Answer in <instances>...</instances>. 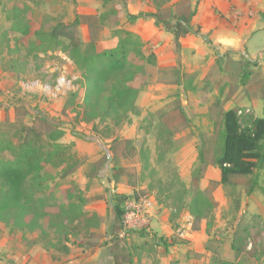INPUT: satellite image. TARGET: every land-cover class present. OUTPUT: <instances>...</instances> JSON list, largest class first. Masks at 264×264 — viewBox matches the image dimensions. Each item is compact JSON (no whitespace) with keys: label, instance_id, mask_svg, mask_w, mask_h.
<instances>
[{"label":"rangeland","instance_id":"rangeland-1","mask_svg":"<svg viewBox=\"0 0 264 264\" xmlns=\"http://www.w3.org/2000/svg\"><path fill=\"white\" fill-rule=\"evenodd\" d=\"M96 1L99 7L104 3ZM107 1L99 12L115 14L116 6L126 4ZM148 2L152 8L162 0ZM77 10L76 0L0 2V132L16 143L28 128L43 139L60 130L57 142L67 146L55 160L60 166L45 170L41 186L28 189L20 200L19 213L0 211V264H86L91 256L99 257V248L112 244L125 248L124 254L131 256L129 264H218L221 260L264 264V164L255 177L234 176L227 184L211 183L220 177L216 158L222 147V113L236 109L241 126L253 117L264 118L263 63L250 71L243 56L234 61L215 52L202 60V70L189 73L188 64L179 67L165 65L166 59L157 61L152 50L154 40L161 37L157 29L145 26L146 40L130 31L137 37L133 45L144 53L153 52L156 63L148 65L146 76L137 80L135 111L116 125L117 119L97 116L102 95L99 107L86 104L81 70L70 57L67 42L54 45L45 33L72 19ZM97 14L80 16L89 28L79 35L84 37L83 45L92 39L100 51L124 37L113 30L126 29L112 14L101 22L104 25L96 22ZM244 70L251 72L245 83ZM200 166L203 170L194 187V172ZM252 184L254 189L248 193ZM3 188L0 184V193ZM195 188L213 201L205 218L197 222L184 206ZM121 195L127 196L121 202L124 229L114 237L112 204ZM141 198L151 202V211L133 224L126 206ZM187 214L193 227L179 238L175 232ZM71 227L70 241L63 240L60 230ZM239 228L246 229V236L243 252L235 257L230 242ZM160 238L170 245L165 248ZM62 246L69 248L68 254Z\"/></svg>","mask_w":264,"mask_h":264},{"label":"trees","instance_id":"trees-1","mask_svg":"<svg viewBox=\"0 0 264 264\" xmlns=\"http://www.w3.org/2000/svg\"><path fill=\"white\" fill-rule=\"evenodd\" d=\"M118 1L124 4L126 0ZM170 1L162 0L157 4L154 12L128 15L127 20L133 22L138 18H153L156 26L162 27L173 35L176 46H178L180 38L191 32H198L199 28H194L191 25L195 10L191 7L189 0H178L171 5H166ZM106 2L108 1L104 0V4ZM112 13V10H106L100 12L94 19L101 23L108 14ZM112 15L116 17L117 11ZM80 16L75 14L70 21L59 22L45 33L47 38L54 42V45H63L67 42V51L81 70V86L85 90L86 104L94 109L99 107L100 98H103L104 103L97 116L100 119H117L113 121L119 125L128 120L129 114L135 111L140 91L137 80L146 76L148 65L156 63L155 54L153 52L144 53L137 49L133 45L136 36L123 29L113 30L114 34L124 36L118 38L115 46L97 51L95 41L92 39L83 45L78 33L81 23ZM16 26L13 24L12 29H15ZM40 39L39 36H36V40ZM250 73V71L244 70L241 78L243 82L250 76ZM99 96L101 97L99 98ZM40 119L47 122L43 117ZM240 119V114L236 109L230 108L222 113V147L216 158L220 177L219 180H212L211 183L227 184L234 176L250 175L255 177L257 170L264 164V118L253 117L244 126H241ZM61 134L60 130H55L49 132L46 139H43L42 135L34 128H28L24 134L18 136L17 142L13 143L0 132V184L4 187L0 193V211L11 209L14 213H19L17 209L22 207L20 200L25 198L28 189L34 190L41 186L45 179L44 171L49 167L60 166L61 163L55 165V160L61 158L67 150L66 145L57 142ZM117 140L114 138L113 143ZM126 142L129 143L130 140ZM202 170L203 168L200 166L195 170L196 173L194 172V187H197ZM252 181L255 182V178ZM253 185L255 186L252 184L248 188V193L253 191ZM194 191L193 196L184 206L195 216L197 222L205 218V212L212 208L213 201L201 190L195 188ZM126 198L127 196L123 195L116 196L112 204L114 214L112 234L114 237H117L124 229L125 210L121 206V202ZM77 199L82 201V197ZM71 233H73L72 227L70 230H60L65 241H70ZM134 233L140 234L139 231ZM245 236V228L235 229L233 232L230 249L235 257L243 252ZM160 240L165 248L170 245L164 238H160ZM111 248L114 264L132 262L130 254H124L125 248L117 244H112ZM60 249L65 254L69 253L67 246H62ZM218 264H234V262L221 260Z\"/></svg>","mask_w":264,"mask_h":264},{"label":"crops","instance_id":"crops-1","mask_svg":"<svg viewBox=\"0 0 264 264\" xmlns=\"http://www.w3.org/2000/svg\"><path fill=\"white\" fill-rule=\"evenodd\" d=\"M189 1L195 10L191 25L194 28L198 27L199 31L191 32L180 38L178 46H176L173 35L162 27L156 26L153 18H138L133 22L127 20L128 15L154 12L156 7L151 8L148 0H126L124 6L122 4L119 5L120 7L116 6V17L121 19L127 31L137 34L144 40L148 39L149 35L144 29L145 26L150 25L157 29L161 37L154 40L152 48L157 54V61L166 59L165 65L177 64L179 67L181 64L186 66L188 64L190 67L186 71L189 73L195 72L199 67L202 70V60L215 52L221 56L228 54L234 61L238 60L237 57L243 56L248 66H251L250 71L254 66H259L261 63L264 65V0ZM76 2L78 3L76 14L85 17L100 13L98 9L104 7L103 2L99 7L96 0H76ZM88 28V24L80 23L78 33ZM79 37L82 42L85 41L81 34ZM262 72L264 73V70ZM98 252L99 257L91 256V260H88L86 264H114L111 246L104 249L99 248Z\"/></svg>","mask_w":264,"mask_h":264},{"label":"built area","instance_id":"built-area-1","mask_svg":"<svg viewBox=\"0 0 264 264\" xmlns=\"http://www.w3.org/2000/svg\"><path fill=\"white\" fill-rule=\"evenodd\" d=\"M151 207L152 204L147 198L139 199L138 203H136L135 201H131L128 203V206H126V209L128 210L126 216L130 220H133L134 222L133 224L135 223L137 224V221L141 217L143 218L146 215L150 214ZM192 227H193L192 218L188 214L184 215L177 226L175 235L179 238H185L188 235V232L192 229Z\"/></svg>","mask_w":264,"mask_h":264}]
</instances>
